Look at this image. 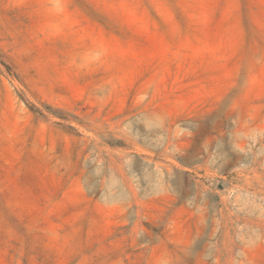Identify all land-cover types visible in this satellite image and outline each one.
Wrapping results in <instances>:
<instances>
[{
  "label": "rangeland",
  "instance_id": "obj_1",
  "mask_svg": "<svg viewBox=\"0 0 264 264\" xmlns=\"http://www.w3.org/2000/svg\"><path fill=\"white\" fill-rule=\"evenodd\" d=\"M0 264H264V0H0Z\"/></svg>",
  "mask_w": 264,
  "mask_h": 264
}]
</instances>
